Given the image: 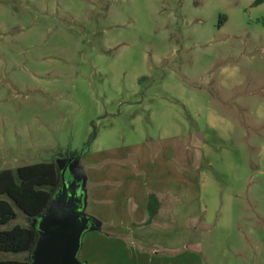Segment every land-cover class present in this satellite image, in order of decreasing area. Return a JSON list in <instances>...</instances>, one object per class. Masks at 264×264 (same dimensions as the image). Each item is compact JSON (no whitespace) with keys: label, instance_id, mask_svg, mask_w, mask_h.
Segmentation results:
<instances>
[{"label":"rangeland","instance_id":"374dc122","mask_svg":"<svg viewBox=\"0 0 264 264\" xmlns=\"http://www.w3.org/2000/svg\"><path fill=\"white\" fill-rule=\"evenodd\" d=\"M254 1L0 0V171L53 161L68 179L87 156L170 151L173 230L190 215L201 264H264V5ZM14 210L2 229L41 238L46 217Z\"/></svg>","mask_w":264,"mask_h":264},{"label":"crops","instance_id":"0c3cea01","mask_svg":"<svg viewBox=\"0 0 264 264\" xmlns=\"http://www.w3.org/2000/svg\"><path fill=\"white\" fill-rule=\"evenodd\" d=\"M90 157L78 162L79 175L72 170L68 178L71 185H80L82 211L88 210L87 215L83 214L91 222L80 237L76 254L79 264H201L195 253L199 240L193 237L190 215H186L182 233L173 230L176 225L170 201L175 197L170 192V151L166 156L139 147L118 158ZM129 158L132 161L126 165ZM149 158L152 166L156 164L145 175ZM101 161L110 164L102 165ZM148 193L160 202L158 214L149 224Z\"/></svg>","mask_w":264,"mask_h":264},{"label":"trees","instance_id":"16d2710c","mask_svg":"<svg viewBox=\"0 0 264 264\" xmlns=\"http://www.w3.org/2000/svg\"><path fill=\"white\" fill-rule=\"evenodd\" d=\"M264 5V0H255L253 6ZM221 18L219 23H222ZM264 29V20L261 22ZM60 174L55 162L37 163L15 170L0 171V254L31 255L39 240L35 228L14 225L2 229L16 219L17 209L27 219H39L48 210L60 187ZM160 202L156 195L148 193L147 224L158 214ZM0 264H30L27 259L0 260Z\"/></svg>","mask_w":264,"mask_h":264},{"label":"water","instance_id":"95a60500","mask_svg":"<svg viewBox=\"0 0 264 264\" xmlns=\"http://www.w3.org/2000/svg\"><path fill=\"white\" fill-rule=\"evenodd\" d=\"M72 159L64 166L68 170ZM60 187L41 217V238L31 254L30 264H79L76 254L82 233L91 222L82 214L83 193L80 185H71L69 179L60 177ZM72 203H76L72 206ZM79 220V221H78Z\"/></svg>","mask_w":264,"mask_h":264}]
</instances>
